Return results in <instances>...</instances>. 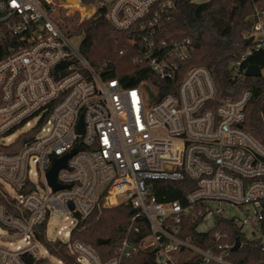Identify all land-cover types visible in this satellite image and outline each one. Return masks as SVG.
<instances>
[{
  "label": "built area",
  "instance_id": "1",
  "mask_svg": "<svg viewBox=\"0 0 264 264\" xmlns=\"http://www.w3.org/2000/svg\"><path fill=\"white\" fill-rule=\"evenodd\" d=\"M253 1L252 45L232 65L238 77L264 49V0ZM61 4L0 0V41L8 45L0 60V264H132L141 252L151 264H192L196 256L200 264H235L226 258L234 244L219 243V231L209 248L187 234L186 220L206 232L200 226L211 219L214 227L218 217L264 250V145L243 126L251 91L216 101L203 65L175 83L194 46L189 37H166L172 0H107V19L156 77L126 83L82 54L56 20ZM77 146L56 174L66 187L54 190V160ZM186 179L193 184L183 200L160 199L163 183ZM124 203L135 213L111 258L73 238L95 209ZM54 215L69 219L68 240L48 238Z\"/></svg>",
  "mask_w": 264,
  "mask_h": 264
},
{
  "label": "trees",
  "instance_id": "2",
  "mask_svg": "<svg viewBox=\"0 0 264 264\" xmlns=\"http://www.w3.org/2000/svg\"><path fill=\"white\" fill-rule=\"evenodd\" d=\"M79 8V0H72ZM85 5H93V12L79 23L66 30L70 25H59L69 35L83 36L80 43L82 54L97 67L104 66L109 77H119L124 83L132 76L137 81L156 78L145 62L136 61L138 52L129 43L127 32L115 28L106 17L107 0H81ZM174 8L169 13L165 24L166 37L180 40L191 38L194 49L189 60L182 64V70L175 80L178 83L183 74L195 65L207 67L214 78L217 93L216 101L228 98L235 99L248 89L251 97L245 108L244 128L262 145H264V73L261 76H234L233 63L252 45L246 43L247 35L254 31L255 2L253 0H172ZM86 13V8H84ZM8 54L7 42L0 41V60ZM251 64L258 65L264 72V49L255 51L244 61L242 69ZM26 139L18 140V149ZM193 180L163 183L166 197L161 200H183L185 193L192 187ZM185 186V187H184ZM184 187V188H183ZM135 210L129 204H118L111 208L95 209L86 219L80 222L73 231V238L92 245L103 260L114 255V248L124 234V227L130 222ZM216 226L200 232L192 221L186 220L187 234L192 240L209 248L215 243V232L221 233L219 243L241 246L229 250L226 258L235 264H264V250L259 240H248L240 227L230 219L217 218ZM85 225H87L85 227ZM147 231V226L143 225ZM264 234V221L262 223ZM99 238L109 239V243L100 245ZM56 243L55 246H58ZM63 252V249H62ZM65 253L63 252V255ZM196 256L191 263L200 264ZM132 264H151L153 257L148 252L135 254L129 260ZM209 264H217L210 262Z\"/></svg>",
  "mask_w": 264,
  "mask_h": 264
},
{
  "label": "rangeland",
  "instance_id": "3",
  "mask_svg": "<svg viewBox=\"0 0 264 264\" xmlns=\"http://www.w3.org/2000/svg\"><path fill=\"white\" fill-rule=\"evenodd\" d=\"M197 2H203L206 0H195ZM62 3L59 7V10L56 11L55 17L58 23H61L63 26L70 25L66 28V30L71 31L73 28L72 26L76 23H79L84 17L90 15L93 12L94 6L93 5H85L81 0L78 1L79 8H76L74 2L72 0H60ZM84 8H86V13L84 12ZM72 37V41L76 46H80L83 36L81 35H70ZM119 199L126 200V195L119 196ZM213 226V221L207 220L203 225L200 226V229L203 231L209 230ZM72 225L69 222V219H66L59 215H54L51 218V221L48 226V238L50 240H54L57 238L68 240L65 236V232L70 230ZM61 230V234H58V231ZM39 248L42 252L45 251V247L43 245H39ZM51 259L55 260L56 257L54 255L49 254ZM85 264H91L88 260L83 259Z\"/></svg>",
  "mask_w": 264,
  "mask_h": 264
},
{
  "label": "water",
  "instance_id": "4",
  "mask_svg": "<svg viewBox=\"0 0 264 264\" xmlns=\"http://www.w3.org/2000/svg\"><path fill=\"white\" fill-rule=\"evenodd\" d=\"M253 41V36L249 37L246 39V43L250 44ZM245 74L247 76H261L263 74L261 68L258 65L255 64H251L247 67ZM134 83V79L132 78L129 81V84H133ZM148 87V86H147ZM149 89V88H148ZM150 95L153 96V93L150 92ZM78 131L80 133H82V122L79 123V129ZM81 148L79 146L75 147L71 152L66 153L65 155L58 157L54 160L53 166L51 167V169L49 170L47 177H48V181L51 184V186L53 187L54 190L60 189V188H64L66 187V185H62L59 184L56 181V174L58 173V171L63 168L66 167L67 165V161L69 159V157H71L74 153H76L77 151H79ZM69 186V185H67ZM73 204L71 203V208H73ZM98 243L100 245L103 244H107L109 243V239H104V238H99L98 239ZM241 246V242L239 240H237L234 244V246L231 248L232 250H237L239 247ZM30 262L32 260H29Z\"/></svg>",
  "mask_w": 264,
  "mask_h": 264
}]
</instances>
